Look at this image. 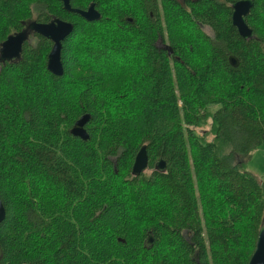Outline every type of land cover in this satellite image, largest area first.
Wrapping results in <instances>:
<instances>
[{"label": "trees", "instance_id": "1", "mask_svg": "<svg viewBox=\"0 0 264 264\" xmlns=\"http://www.w3.org/2000/svg\"><path fill=\"white\" fill-rule=\"evenodd\" d=\"M234 1L69 0L93 3L86 21L60 0H0V42L29 19L72 24L60 75L37 34L0 63V264H246L264 225V183L241 163L264 145V0L247 40Z\"/></svg>", "mask_w": 264, "mask_h": 264}, {"label": "water", "instance_id": "2", "mask_svg": "<svg viewBox=\"0 0 264 264\" xmlns=\"http://www.w3.org/2000/svg\"><path fill=\"white\" fill-rule=\"evenodd\" d=\"M62 8L65 11L78 14L86 21H93L99 19V13L94 8L93 3H89L85 9H78L72 7L69 0H60ZM252 6V0H236L230 4V23L236 30L238 36L244 40L252 39V30L247 26L245 22V16L247 15L250 7ZM72 24L68 21L59 19L58 17H52L46 22H37L33 19H29L23 23V27L16 32L8 34L0 42V63L14 62L19 60L22 44L28 39L29 35L37 34L50 41L51 46L46 54L45 67L54 74L60 75L62 73V66L60 62V48L61 41L70 33ZM264 49V43H263ZM228 64L232 67L237 66V59L233 55L227 57ZM88 114H82L78 117L69 129L70 134L78 137L81 140H86L88 134L84 128L86 121L88 120ZM154 168L158 171L164 170V163L161 159L154 162ZM148 169L147 154L145 145L142 144L133 156V160L130 167V173L132 175H138ZM4 218V208L0 201V222ZM151 235L147 232V236L144 239V246L151 245ZM2 257V250L0 248V258ZM246 264H264V225L262 224L256 234L254 248L246 262Z\"/></svg>", "mask_w": 264, "mask_h": 264}, {"label": "rangeland", "instance_id": "3", "mask_svg": "<svg viewBox=\"0 0 264 264\" xmlns=\"http://www.w3.org/2000/svg\"><path fill=\"white\" fill-rule=\"evenodd\" d=\"M203 29L206 33L210 34V31L206 27H203ZM241 163L245 171L257 176L264 183V145H259L250 151L245 161H243V158L241 159Z\"/></svg>", "mask_w": 264, "mask_h": 264}, {"label": "flooded vegetation", "instance_id": "4", "mask_svg": "<svg viewBox=\"0 0 264 264\" xmlns=\"http://www.w3.org/2000/svg\"><path fill=\"white\" fill-rule=\"evenodd\" d=\"M149 16H151V13H149ZM157 45V44H156ZM158 47H162V45H160L159 43H158V45H157Z\"/></svg>", "mask_w": 264, "mask_h": 264}, {"label": "crops", "instance_id": "5", "mask_svg": "<svg viewBox=\"0 0 264 264\" xmlns=\"http://www.w3.org/2000/svg\"><path fill=\"white\" fill-rule=\"evenodd\" d=\"M247 156H248V155H247ZM247 156H246V157H243V161H245V160H246ZM255 177H257V176H255ZM261 182H262V181H261Z\"/></svg>", "mask_w": 264, "mask_h": 264}]
</instances>
